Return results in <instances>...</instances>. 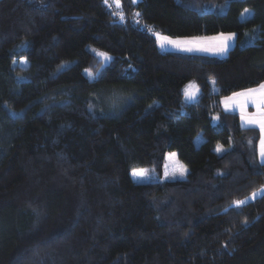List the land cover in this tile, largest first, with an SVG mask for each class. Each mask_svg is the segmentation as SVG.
<instances>
[{"label":"trees","instance_id":"16d2710c","mask_svg":"<svg viewBox=\"0 0 264 264\" xmlns=\"http://www.w3.org/2000/svg\"><path fill=\"white\" fill-rule=\"evenodd\" d=\"M119 1L0 0V264H264L260 134L221 108L264 83V0ZM171 151L185 178L133 180Z\"/></svg>","mask_w":264,"mask_h":264},{"label":"snow or ice","instance_id":"6c2138e0","mask_svg":"<svg viewBox=\"0 0 264 264\" xmlns=\"http://www.w3.org/2000/svg\"><path fill=\"white\" fill-rule=\"evenodd\" d=\"M114 2L116 3L117 7H120V3L119 0H114ZM105 3L108 4V0H105ZM248 10L245 9V13H247ZM137 15H139V13H137ZM243 15V14H242ZM120 19L123 20L124 16L123 13L120 14ZM158 38H161L165 41H167L168 43L176 46L177 48H180V50L183 51H214V52H219V53H226L229 47V42L232 41L235 38V34L234 33H229V34H223L221 33L220 36L218 37H213L211 38L214 41H217L218 44L216 45L215 48H209L208 46H205L203 44V38H194L193 40H185V41H180V40H171L168 37H160L159 34ZM163 47V45H161ZM98 55H100L101 57H103L104 60H110L111 57H109L106 53H98ZM86 72H88L89 76H92V73L88 70H86ZM193 87L192 85H189L188 87H186L185 89V96L189 99H194L196 93L195 92H190L189 88ZM244 98L243 99V103L241 105L242 108V112H241V119L242 121L245 122L246 125L248 126H252V127H258L260 129V133H261V137H260V141H259V156H260V160L261 163H264V83L259 84L258 87L256 88H250L247 89L243 92L240 93H234L233 97H230L228 99L230 100H235L236 98ZM251 102L255 105L257 111L254 114H248L246 111H244V109L246 108L247 104ZM217 152H223L224 149L222 148V146H217L216 149ZM171 157H175L176 154L175 153H171L170 154ZM186 168L183 165H177L174 169L173 172L171 173V175L173 177H175L177 174L180 176L185 175L186 173ZM147 170L145 169H134L132 174L133 176H141L143 177L146 174ZM168 174L166 173V176ZM261 192H264V187H262L260 189ZM257 193L253 192L251 194V198L255 199ZM247 203V199L245 200H236L233 202V204L236 207H241L244 204ZM246 223V221H245Z\"/></svg>","mask_w":264,"mask_h":264},{"label":"rangeland","instance_id":"374dc122","mask_svg":"<svg viewBox=\"0 0 264 264\" xmlns=\"http://www.w3.org/2000/svg\"><path fill=\"white\" fill-rule=\"evenodd\" d=\"M30 2H32V3H36L37 1H39V0H29ZM134 1V3H139V2H141V0H133ZM190 2H191V4H193V0H189ZM108 2L111 4V6L112 7H114L115 9H117L118 7L116 6V3L114 2V0H108ZM119 3H120V1H119ZM157 34H159V36L160 37H168V38H170L171 40H180V41H185L186 39L185 38H171L170 36H168V35H163V34H161V33H156V38H157V40H158V44H160V47L163 49V50H165V52H166V49H168L169 50V52L171 51H174V52H183V50H180V48H177L176 46H174V45H172V44H170V43H168L167 41H165V40H163V39H161V38H158V35ZM224 34V33H223ZM209 41H212V40H209ZM203 44L205 45V46H208L209 48H215L216 47V45L218 44V42L217 41H212V42H210V43H208V42H206L205 40H203ZM161 45H163V47L161 46ZM90 50L97 56L98 55V53H102V52H100L99 50H95V49H93L92 47L90 48ZM230 49H228L227 50V52L226 53H219V52H214V51H191V53H195V54H198V55H200L201 53L202 54H207V55H210V56H212V55H214V54H216V55H218V57L219 58H222V57H224V56H226L229 52ZM186 52H189V51H186ZM103 61H104V63L105 64H108L109 63V61L110 60H104L103 59V57H101L100 55H98ZM189 85H192L193 87H191V88H189V91L190 92H195L196 93V95H195V98L194 99H189V98H187L186 96H185V89H186V87H188ZM211 88H212V90L213 91H216V87L214 86V84L211 82ZM198 93H199V88L197 87V84L194 82V81H191L189 84H187L185 87H184V98H185V100H187V102H193V101H196V99H197V96H198ZM240 105H242V103H240ZM241 112H242V109H239ZM201 140H202V136H199L198 137V139H197V144H199L200 142H201ZM171 153H175L176 154V152H174V151H171L170 153H168L167 155H166V163H165V165H164V168H163V172H162V175L161 176H159L158 175V173L157 172H152V171H147L146 172V174L143 176V177H141V176H133V180L137 183V182H140V183H148L149 181H164V180H166V181H171V180H182L183 178H185L186 177V175H187V173H188V170L186 171V173H185V175H183V176H180V175H176L175 177H173L172 175H171V173L173 172V169L179 164V165H183L184 167H185V165L183 164V162H181L180 161V159L177 157V154H176V156L173 158V157H171L170 156V154ZM186 168V167H185ZM166 173L168 174L167 176H166ZM261 193V192H260ZM250 200H252V198L250 199Z\"/></svg>","mask_w":264,"mask_h":264},{"label":"crops","instance_id":"0c3cea01","mask_svg":"<svg viewBox=\"0 0 264 264\" xmlns=\"http://www.w3.org/2000/svg\"><path fill=\"white\" fill-rule=\"evenodd\" d=\"M157 33V32H156ZM156 33H154V35L156 36ZM218 36H220V34H218V35H211L210 37H206V36H200V37H188V38H185L186 40H188V41H190V40H193L194 38H203V40H205L206 42H208V43H210V42H212V41H214V40H212L211 38H213V37H218ZM157 39V38H156ZM209 40H212V41H209ZM158 41V40H157ZM236 43H237V40H236V36H235V38L232 40V41H230L229 42V47H228V49H232V48H234L235 47V45H236ZM165 51V50H164ZM166 51H169L168 49H166ZM171 52V51H170ZM172 52H174V51H172ZM175 53H178V51L177 52H175ZM179 53H182V54H195V53H191V52H186V51H183V52H179ZM202 54V53H201ZM200 54V55H201ZM198 55V54H197ZM202 55H206V56H210V55H207V54H202ZM213 57H218V55H216V54H214V55H212ZM212 56H210V57H212ZM219 58V57H218ZM222 58H224V57H222ZM243 92V91H242ZM237 93H240V92H237ZM199 94V93H198ZM230 97H233V95H230V96H227L226 98H223L222 99V101H221V108H222V110L225 112V113H229V114H235V115H237L238 116V118H239V121H240V125L243 127V128H245V129H255L257 132H259V134H260V137H261V133H260V129L258 128V127H252V126H248V125H246L245 124V122L244 121H242V119H241V111L239 110V109H242L241 108V105H240V103H243V99L244 98H242V97H240V98H236L235 100H230V99H228V98H230ZM244 111H246L248 114H254V113H256V111H257V109H256V107H255V105L253 104V103H251V102H249L248 104H247V106H246V108L244 109ZM219 120H218V118L216 117L215 119H214V124H217V123H219L218 122ZM260 141V140H259ZM258 159H259V162L261 163V160H260V156H259V146H258ZM263 164V163H262ZM264 193V192H263Z\"/></svg>","mask_w":264,"mask_h":264}]
</instances>
